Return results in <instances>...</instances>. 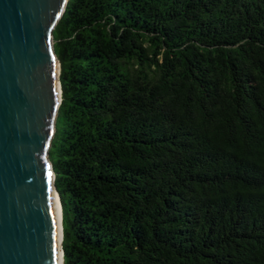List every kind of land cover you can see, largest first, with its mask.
I'll use <instances>...</instances> for the list:
<instances>
[{"label": "trees", "instance_id": "1", "mask_svg": "<svg viewBox=\"0 0 264 264\" xmlns=\"http://www.w3.org/2000/svg\"><path fill=\"white\" fill-rule=\"evenodd\" d=\"M52 39L63 264H264V0H67Z\"/></svg>", "mask_w": 264, "mask_h": 264}, {"label": "water", "instance_id": "2", "mask_svg": "<svg viewBox=\"0 0 264 264\" xmlns=\"http://www.w3.org/2000/svg\"><path fill=\"white\" fill-rule=\"evenodd\" d=\"M66 3L0 0V264H56L48 149L61 86L52 32Z\"/></svg>", "mask_w": 264, "mask_h": 264}, {"label": "bare ground", "instance_id": "3", "mask_svg": "<svg viewBox=\"0 0 264 264\" xmlns=\"http://www.w3.org/2000/svg\"><path fill=\"white\" fill-rule=\"evenodd\" d=\"M57 95L59 96V87L57 84ZM52 203H53V222H54V231H55V244L57 248L56 253V264H63V259L61 256V239H62V214H61V204L56 197L52 194Z\"/></svg>", "mask_w": 264, "mask_h": 264}]
</instances>
